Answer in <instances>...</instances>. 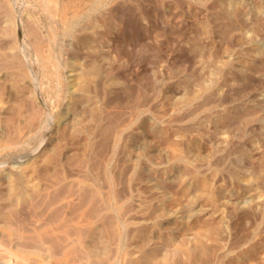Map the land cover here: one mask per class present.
Instances as JSON below:
<instances>
[{"label":"rangeland","instance_id":"rangeland-1","mask_svg":"<svg viewBox=\"0 0 264 264\" xmlns=\"http://www.w3.org/2000/svg\"><path fill=\"white\" fill-rule=\"evenodd\" d=\"M0 264H264V0H0Z\"/></svg>","mask_w":264,"mask_h":264},{"label":"bare ground","instance_id":"bare-ground-1","mask_svg":"<svg viewBox=\"0 0 264 264\" xmlns=\"http://www.w3.org/2000/svg\"><path fill=\"white\" fill-rule=\"evenodd\" d=\"M66 117V115H65V113H61L60 115H59V119H61V118H65ZM237 157V156H236ZM238 158V157H237ZM236 159V158H235Z\"/></svg>","mask_w":264,"mask_h":264}]
</instances>
